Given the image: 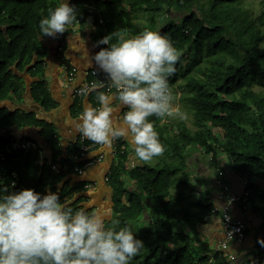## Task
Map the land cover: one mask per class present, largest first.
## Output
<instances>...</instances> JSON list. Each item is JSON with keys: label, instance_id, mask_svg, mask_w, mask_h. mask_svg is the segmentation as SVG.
Here are the masks:
<instances>
[{"label": "trees", "instance_id": "obj_1", "mask_svg": "<svg viewBox=\"0 0 264 264\" xmlns=\"http://www.w3.org/2000/svg\"><path fill=\"white\" fill-rule=\"evenodd\" d=\"M77 9V21L91 23L95 41L118 32L120 36L138 34L145 28L167 35L180 52L170 86L187 119L155 116V128L166 146L163 155L129 167L131 150L118 148L107 178L112 190L113 217L106 227L130 226L145 247L130 264H231L228 254L214 253L200 239L202 228L216 216L214 204L199 199L205 184L191 170L192 157L200 154L216 171L226 169L238 177L253 180L249 196L250 212L262 221L253 260L236 264H264V0H70ZM58 0H0V102L22 101L26 91L19 74L27 71L40 78L44 73L47 49L43 46L39 22L54 9ZM146 22L141 23L140 17ZM108 45H98L107 48ZM37 59L36 64H33ZM104 91L105 90H101ZM37 104L55 108L44 82L32 85ZM175 101V102H176ZM75 102L73 116L81 112ZM9 129L36 127L52 152L50 160L39 165L38 151L13 152L1 164L8 173L18 175L16 191L34 189L46 194L58 191L61 202L73 210L81 207L76 195L84 184H61L66 174H56L52 166L82 168L73 152L68 158L57 139L54 125L33 113H10L0 109V126ZM7 140H0L4 146ZM92 144V141H86ZM121 145L124 142L120 141ZM94 150H96L94 148ZM224 155L226 164L219 165ZM228 166V167H227ZM219 174V173H218ZM219 178V177H218ZM226 181V175L223 177ZM119 221V225L115 224ZM248 233V230H247ZM246 233V234H247Z\"/></svg>", "mask_w": 264, "mask_h": 264}, {"label": "clouds", "instance_id": "obj_2", "mask_svg": "<svg viewBox=\"0 0 264 264\" xmlns=\"http://www.w3.org/2000/svg\"><path fill=\"white\" fill-rule=\"evenodd\" d=\"M76 21V7L58 0L39 29L42 37H55ZM114 36L118 32L97 41L95 46L108 47L90 57L114 92L97 91L98 106L84 108L76 129L98 145L128 138L135 157L150 161L163 155L166 146L149 118L187 119L169 82L180 52L167 35L148 28L115 42ZM116 101L127 109L119 116ZM14 187L0 183V264H130L145 247L130 226L106 227L107 214L73 210L61 202L58 191Z\"/></svg>", "mask_w": 264, "mask_h": 264}, {"label": "crops", "instance_id": "obj_3", "mask_svg": "<svg viewBox=\"0 0 264 264\" xmlns=\"http://www.w3.org/2000/svg\"><path fill=\"white\" fill-rule=\"evenodd\" d=\"M59 35H61L62 40H60ZM94 35L95 29L92 27L91 23L86 22L84 24L68 25L65 33L58 34L55 37L48 36L43 39V46L47 49V55L44 59V73L42 76L40 78L34 77L30 73L32 67H28L26 72L19 74L26 85L24 99L22 101L9 99L0 102L1 110H6L10 113H33L38 119L54 125L57 129V139L62 148L64 158H68L67 150L72 147L81 136L76 129L80 114L88 105L98 106L96 92L101 91V89H95L90 94L83 97H78L74 93L76 87L86 82L92 70L102 72L97 68L94 62L91 63L90 61V57L94 56L99 51L98 46H95L97 42L95 41ZM61 42L64 45L63 55L66 61L78 70L77 79L72 84L66 81L67 76L61 68L62 61L58 53V46ZM36 62L37 59H35L33 64H36ZM37 82H44L46 84L51 99L55 104L54 109L46 111L42 108L41 104H37L34 101L32 96V85ZM75 102H78L79 107L82 109L76 117H74L72 113ZM113 107L117 110L116 114L118 116L122 115L123 112L127 110L120 105L119 101H116ZM12 137L36 142L44 159L50 160L52 158V152L41 137L39 128L25 127L17 130L9 129L5 125L0 126V140H7ZM116 140L124 142L125 148L131 150L132 154L130 155V161L134 162L133 159L136 157L129 139L120 137L115 139L111 146L103 145L99 149H93L85 157L86 161H93V165L87 168L83 175H78L75 172L70 174L67 173L65 180L59 187L61 188L65 184H68L70 187H73L77 183L84 184L83 192L76 195L75 200L81 198V207L86 209L89 213L97 211L102 213V208L109 207V210H106V212L109 211L107 214L109 217L108 221L113 217V203L112 190L107 185V178L116 160ZM223 156H219V165L226 162V159H224L225 156ZM189 166L191 170L196 171L200 175V178L205 183L204 185L201 184L203 187H201L202 191L200 196L203 197L204 200L218 205L220 203L218 200L220 190L216 182L219 179L218 173L222 170L214 173L210 161L203 159L200 154H196L192 157ZM225 175L226 181H224V183L229 185L230 190L233 192L240 193L242 191V182L239 180V177L230 173L228 169H226ZM259 185L264 189V183ZM245 221L248 230L245 242L243 245H238V249L230 247L227 253L232 255L233 253L236 254V252H239L237 256L243 261L245 259H251L255 251L257 238L261 236L263 231L261 219L253 216L251 212L247 213ZM202 233L204 235L202 241L209 243L211 247L224 240L225 235L220 216H213L205 227L202 228Z\"/></svg>", "mask_w": 264, "mask_h": 264}, {"label": "built area", "instance_id": "obj_4", "mask_svg": "<svg viewBox=\"0 0 264 264\" xmlns=\"http://www.w3.org/2000/svg\"><path fill=\"white\" fill-rule=\"evenodd\" d=\"M60 40H62L61 35H59ZM63 44L62 42L58 46V53L62 61V70L67 76V82L72 84L78 75V70L76 67L71 66L65 59L63 53ZM95 85V88H94ZM95 89L105 90V92L111 93L114 92V89H110L108 81L106 80L105 74L103 72L92 70L89 73L88 79L82 85L75 88L74 93L78 97H83L90 94ZM89 139L80 136L77 140L82 144L80 150L73 152V159L75 161H84L85 165L80 168H74V172L78 175H83L85 170L93 165V161H86L85 157L95 148L99 149L103 145H98L94 142L92 144H86V141ZM76 141V142H77ZM115 151L117 154V150L119 147L122 150H125V146L120 144V140L115 141ZM29 151H38L40 153V158L37 161L39 165H44L45 159L40 152V148L37 143L32 140L20 139V138H9L7 143L4 146L0 145V183L4 185L7 184L8 173L2 169L1 164L8 160L13 152H29ZM129 167L134 168L136 163L133 161H129ZM52 171L56 174H67L71 168L69 166H65L64 168H59L58 166H52ZM225 173L222 171L219 172L217 180L218 186L222 189L219 195V204L215 205L213 214L219 215L222 222V227L224 231V240L220 241L218 244L212 247V251L214 253H224L227 254L230 250L231 244L235 243L237 245H241L245 242L247 238V224L245 221V217L247 213L250 212V204H249V196L252 194L251 184L253 180L247 177H239V180L242 182V191L240 193H235L230 190L229 185L224 183L223 177ZM15 184V187L11 190L16 191V187L18 184V175L16 173L12 174V182L8 185L9 187L12 184ZM199 199H203V197L199 196ZM204 200V199H203ZM229 261H231L232 255H229Z\"/></svg>", "mask_w": 264, "mask_h": 264}, {"label": "rangeland", "instance_id": "obj_5", "mask_svg": "<svg viewBox=\"0 0 264 264\" xmlns=\"http://www.w3.org/2000/svg\"><path fill=\"white\" fill-rule=\"evenodd\" d=\"M140 22L141 23H145L146 22V20L141 16L140 17ZM254 89H255V91H257V92H262V91H264V87H258V86H255L254 87ZM180 92L178 93V96L177 97H179L180 96ZM176 103L178 104V106H179V108H180V110L183 112V109H182V107H181V104L179 103V100H177L176 101ZM223 156V155H222ZM224 157V156H223ZM204 158V157H203ZM224 159H225V157H224ZM134 160V162H136V163H139L140 162V160H138V158H134L133 159ZM209 161V160H208ZM204 164V163H203ZM228 167V166H227ZM212 168H213V170L215 171L216 169L212 166ZM216 172H218V171H216ZM215 173V172H214ZM215 176V175H214ZM217 176V175H216ZM216 184H217V182H216ZM217 186H218V184H217ZM218 188H219V190H220V193H221V191H222V189L218 186ZM106 210H109V207H105V208H102V213H105V214H108V212L109 211H107L106 212ZM101 213V212H100ZM112 215H113V209H112ZM111 219H112V217H111ZM110 219V220H111ZM109 220V221H110ZM106 222H108V220L106 221ZM205 227V226H204ZM203 237H204V235H203V233L201 234V236H200V239L201 240H203ZM243 245V244H242ZM238 245L237 244H235V243H232L231 244V248H233V249H238ZM242 249V248H241ZM229 255H231V254H229ZM237 255H239V252H236V254L235 253H233L232 254V258L233 259H231V261H229L231 264H236V261H239V256H237ZM254 258V257H253ZM253 258L251 257V259L253 260ZM250 259V258H249ZM249 259H245L244 261L246 262L247 260H249ZM250 259V260H251Z\"/></svg>", "mask_w": 264, "mask_h": 264}]
</instances>
